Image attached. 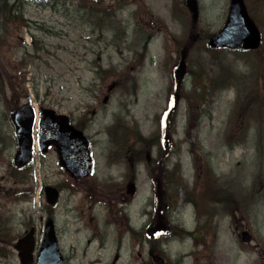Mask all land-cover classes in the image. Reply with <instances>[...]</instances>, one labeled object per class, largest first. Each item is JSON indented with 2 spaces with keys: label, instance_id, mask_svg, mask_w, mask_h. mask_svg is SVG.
<instances>
[{
  "label": "rangeland",
  "instance_id": "374dc122",
  "mask_svg": "<svg viewBox=\"0 0 264 264\" xmlns=\"http://www.w3.org/2000/svg\"><path fill=\"white\" fill-rule=\"evenodd\" d=\"M183 1L132 0L125 11L100 25L87 20V7L83 8L78 0H55L45 6L25 3L18 7L30 27L18 30L19 35L14 27L9 29L0 49V232L9 236L0 241L7 256H0V264H19L13 245L31 227L36 228L39 249L44 218L48 211L57 213L47 207L43 189L67 181L54 149L44 155L38 147L30 180L28 176H16L12 163L16 141L9 111L19 109L31 97L38 111L43 107L71 116L92 141L96 174L104 175L105 183L112 180L110 184H117L126 172L125 166L106 169V165L110 166L107 157L125 148H140L147 139L153 140L147 147L157 141L158 119L170 104L168 98L174 87L172 61L178 58L179 44L189 40L190 35L194 46L187 59L189 75L177 92V107L169 125L168 146L173 153L166 163L169 168L174 164L178 168L181 163L186 178L191 179H184L188 186L196 181L192 174L197 163L214 170L221 179V200L228 213L214 209L218 214L201 222L208 225L202 224L205 230H201L206 239L201 238L197 245L192 239L166 235L158 240V246L165 248L168 258L181 264H264V106L251 109L258 101L257 94L261 95L260 101L264 98V44L261 54L208 52L205 48L209 38L226 22L230 0H198L200 18L194 35L190 31L192 17ZM245 2L248 10L255 9V16L251 15L264 39V0ZM100 3L107 7L113 4L111 0ZM140 24L148 29L146 37H152L149 45L146 37L140 38ZM33 37L43 51L34 55L39 59L23 67L24 84L19 63L26 53L34 54ZM145 53L143 66L139 65L137 57ZM111 85L115 89L109 93ZM205 90L204 100L196 99ZM106 96L108 102L104 103ZM248 108L251 112L246 114ZM192 119L196 120L194 124ZM153 146L157 148L154 155L159 152L158 162H164L158 146ZM140 187L132 210L134 226L139 234H145V228L154 223L158 202L146 174L141 177ZM172 193L177 195L179 211L167 214L165 222L193 232L200 222L193 209L186 206L184 192L172 188ZM78 197L69 204L65 201L62 216L57 214L55 219L58 228L64 226L67 230V250L75 246L78 238L82 243L88 239V232H77L85 221L79 222L76 212L68 221V206L74 209ZM232 201L240 203L235 211L230 207ZM194 203L199 204L195 199ZM146 211L151 214L146 215ZM94 213L93 225L104 227L109 211L98 206ZM238 220L251 234V245L241 242L236 232ZM107 245L102 252L96 243L92 244L88 262L144 263L139 257L140 244L132 245L129 235L117 251L113 226ZM116 256L119 260L114 263Z\"/></svg>",
  "mask_w": 264,
  "mask_h": 264
},
{
  "label": "flooded vegetation",
  "instance_id": "af4514ba",
  "mask_svg": "<svg viewBox=\"0 0 264 264\" xmlns=\"http://www.w3.org/2000/svg\"><path fill=\"white\" fill-rule=\"evenodd\" d=\"M118 1L119 4L123 3V0ZM21 3L22 2L20 1L18 2L19 5ZM150 42L151 37H148L147 44H149ZM145 58L146 57L144 56V60ZM137 62L139 65H141L142 59L138 57ZM156 149V147H152L151 149L128 148L129 153L121 157V164L124 166L128 165V169L124 173L121 181L114 185L110 184L112 183V180H109L108 183H105L107 181V179H105V176L96 173L95 178H90L84 181H74L72 179H69L62 170V175L67 177L68 182L73 187H81V191H72L69 187H65L64 182L59 183L57 188L60 192V201L57 208V214L59 215V217H61L63 213V207L65 206V201L66 204H69L72 198H75L79 195V197L77 198L79 199L77 200V208H69L67 211L68 221L70 219V216H73V213L76 212L79 215V222L82 223L83 221H85V223L82 224V227L78 232H88V239H86L85 243H82L81 240L78 238V242L75 244L76 247L72 246L69 250H67L65 246L67 230L64 226L63 228H58L57 225V235L61 252L64 256V259L69 264H93L92 262H88L92 244L96 243L97 249L99 251L103 252L107 250V228H109L107 225L108 219L106 218L104 220V227H102L100 224H98L97 226L92 225L96 219L94 211L98 206L102 208L104 207L107 211H109L111 215V220L114 222V228L116 231L117 251L118 248L122 246L123 239L125 238V236L129 234L132 245L140 244L138 245L141 248V253L139 254V257L142 260L144 259L143 264H156L153 259L158 256L164 259L165 264H180L172 259H169L165 255L157 253V242L149 243L147 246V252H144V237L142 236V234L137 233L136 226H134L135 214L132 210V205L136 201L140 193L141 177L143 176V174L148 175L146 173L148 169L152 170L154 173L155 171L158 174L160 173L159 175L153 178L148 177L152 183L159 186L160 188L163 185L168 184L173 179L175 168L170 169L168 167L166 161L169 158L163 152L160 153V155L164 162H158L159 152H156V154L153 156V153ZM107 159L110 161L111 164H116L117 156H112L111 154H109ZM108 168H110V166L106 165V169ZM207 176L211 180H215V182L219 181L212 170L207 173ZM131 184L135 185V192L133 196H129L127 194L128 186ZM66 195H68V199H66ZM216 195L217 198L212 199L209 202L210 206H207L206 204L204 206L195 205V214H206L207 217L214 216L218 214L217 210L219 208H221L222 211L228 213V211H226L223 207V202L221 200L222 192L217 191ZM168 209L169 206L166 204L164 207L165 212H167ZM120 215L123 216V218H121L122 221H118ZM126 215L131 226V230L129 231H127L125 227V220H127V218H125ZM231 223H233V221H231ZM202 224L208 226L206 222L197 224L194 229V232L197 233L201 230H205ZM240 230L242 229L240 228ZM132 231H134L136 234L134 232L132 233ZM236 232L239 233V229H236ZM118 260L119 256H116L114 263H116ZM96 263H99V261H96Z\"/></svg>",
  "mask_w": 264,
  "mask_h": 264
},
{
  "label": "water",
  "instance_id": "95a60500",
  "mask_svg": "<svg viewBox=\"0 0 264 264\" xmlns=\"http://www.w3.org/2000/svg\"><path fill=\"white\" fill-rule=\"evenodd\" d=\"M47 2L49 0H34ZM188 8L193 13L196 22L199 17L197 0H186ZM262 37L259 29L250 18L244 0H231L230 11L224 29L212 37L209 47L212 49L231 48L241 51H253L259 49ZM185 56L181 64L174 71L176 83L181 84L185 74ZM106 101V100H105ZM15 135L17 137V155L14 159L16 166L23 168L33 161V127L35 116L30 104L20 111L11 112ZM39 144L42 152L55 146L60 156L62 165L75 177H87L91 172L90 144L82 132L70 126L69 119L64 116H56L53 111H44L41 117L39 130ZM47 203L55 206L58 201V192L54 188H46ZM166 228L159 223L149 231L150 236L163 234ZM243 242L250 243L251 236L243 233ZM35 238L34 230L21 239L15 246L19 252L21 264H34ZM37 264H65L57 243L54 223L48 221L46 225L45 239L38 255Z\"/></svg>",
  "mask_w": 264,
  "mask_h": 264
},
{
  "label": "trees",
  "instance_id": "16d2710c",
  "mask_svg": "<svg viewBox=\"0 0 264 264\" xmlns=\"http://www.w3.org/2000/svg\"><path fill=\"white\" fill-rule=\"evenodd\" d=\"M83 1V3H85L86 1H84V0H82ZM9 2H10V0H0V18H2V19H5V20H11V19H14V17L11 15V13H12V10L14 11L15 9H14V7L12 8L10 5H9ZM16 14V13H15ZM103 14V18L104 19H107V18H109L110 17V12H108V11H105V13H102ZM7 26V25H6ZM101 29V28H100ZM190 31H191V33L193 34L195 31H196V29H197V26L196 25H194L193 23H191V26H190ZM33 47H34V51H35V53L36 54H38V53H40L42 50H43V48H42V46H41V43L39 42V41H37L36 40V38H33ZM192 51V50H191ZM35 55V54H34ZM39 59V58H38ZM216 90V89H215ZM200 95L199 96H197V98L196 99H201V100H204V98H205V96L207 95V90H205L204 91V94H201V93H199ZM261 94H262V92H261ZM261 96V95H260ZM260 96L257 94V96H256V99L258 100V101H256L255 102V104H254V107L253 108H251L253 111L255 110V105H256V107H263L264 106V98L260 101ZM189 100H191V98H189ZM259 107V108H260ZM246 114L247 113H250L251 112V110H250V108H248V109H246ZM199 116H200V113H198L197 114V118H199ZM158 120H161V119H158ZM160 122V121H159ZM191 123H195L196 122V120L195 119H192L191 121H190ZM189 127H190V124H189ZM191 128H194L193 126H191ZM9 238V236L7 235V234H1V232H0V241L1 240H3V239H8ZM5 250L3 249V247L0 245V256L1 257H5Z\"/></svg>",
  "mask_w": 264,
  "mask_h": 264
}]
</instances>
